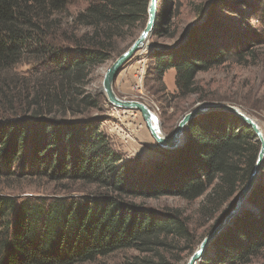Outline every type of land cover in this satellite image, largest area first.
<instances>
[{
  "label": "trees",
  "instance_id": "trees-1",
  "mask_svg": "<svg viewBox=\"0 0 264 264\" xmlns=\"http://www.w3.org/2000/svg\"><path fill=\"white\" fill-rule=\"evenodd\" d=\"M240 2L254 10L250 16L264 31V0ZM156 3L151 37L173 38L174 7L168 0ZM67 4L0 0V177L78 182L93 188L78 199H19L0 191V264H81L122 250L137 254L116 264H182L197 238L189 217L178 208L154 209L136 200L171 196L193 201L205 195L200 212L208 218L226 204L211 231L233 207L260 144L239 119L214 111L192 119L185 144L166 151L150 171L124 161L101 130V118L90 116L92 110L102 111L99 104H107L104 94L85 87L92 69L112 60L119 44L132 43L144 28L149 0H88L71 18V32ZM232 6L229 0H213L205 21L185 41L177 44L184 30L175 43H154L163 48L147 52L161 85L164 74L175 70L177 98L199 93L198 73L232 58L243 61L248 38L264 44V34L224 37L231 32L220 11ZM23 59L39 66L40 79L28 89L25 77L11 75ZM15 101L22 104L21 116L14 111L7 115ZM67 114L81 117L64 118ZM248 206L215 237L197 264H248L261 254L260 179Z\"/></svg>",
  "mask_w": 264,
  "mask_h": 264
},
{
  "label": "rangeland",
  "instance_id": "rangeland-1",
  "mask_svg": "<svg viewBox=\"0 0 264 264\" xmlns=\"http://www.w3.org/2000/svg\"><path fill=\"white\" fill-rule=\"evenodd\" d=\"M168 1L174 7L172 29L176 30L175 35L170 39L150 37V43L158 45L175 43L179 40L182 31L186 30L190 24L199 21L207 9L208 14L213 0ZM229 1L233 3V6L220 11L222 23L226 24V28L231 32V34L225 32V38H235L239 34H246L249 37L255 33L257 35L264 34L259 22L251 18L250 15L254 10L250 6L247 7L246 4L240 2L241 0ZM87 2L88 0H68L67 11L69 16L66 18L68 31L71 32V28H69L71 18L83 10ZM254 13L258 14L256 10ZM155 40L157 42H154ZM252 40V38H248V42L243 47L245 54L243 61L232 58L215 69L198 73L196 82L201 90L197 94L185 98H177L174 95L175 70L173 69L164 74L161 85L156 80L153 71V60L146 51L138 52L121 68L114 82V92L122 99L136 100L146 104L157 115L160 121V130L167 137L174 132L182 116L200 103L234 105L256 119L264 135V44ZM130 44H119V54L115 55L112 60L92 69L91 80L85 87L87 91L95 93L100 90L104 72ZM247 47L251 50L247 51ZM36 64L30 59H23L21 63L15 66L11 75H17L21 79L25 77L24 85L28 89L33 82L40 79L39 66ZM31 75L35 76L30 77ZM12 104L13 108L7 110V115H11L14 111L17 116H21L22 104L19 101L12 102ZM98 108H101L102 111L92 110L90 116L101 118V130L106 135L111 147L124 161L130 160L143 171H150L153 164L159 163L165 158L168 150L157 146L138 110L116 108L108 103L99 104ZM80 117L81 115L73 117L67 114L64 118ZM259 179L264 182V167ZM92 188V186L78 182H50L44 178L0 177V191L17 195L19 199L32 196H44L49 199L53 196H65L66 198L78 199ZM139 201H143L145 205L154 209L162 207L181 209L189 217L191 227L197 236L194 250L202 239L211 232L210 229L215 218L226 207L225 204L218 212H214L212 218H208L200 212L205 205V195L193 201H185L171 196L136 200V202ZM136 254L134 250H122L81 264H116L125 257L130 258ZM191 254L181 263L186 264ZM248 264H264V250Z\"/></svg>",
  "mask_w": 264,
  "mask_h": 264
},
{
  "label": "water",
  "instance_id": "water-1",
  "mask_svg": "<svg viewBox=\"0 0 264 264\" xmlns=\"http://www.w3.org/2000/svg\"><path fill=\"white\" fill-rule=\"evenodd\" d=\"M156 1L157 0H149L147 8V21L144 28L139 32L138 36L132 41L128 48L111 63V65L103 74L100 91L104 94L106 102L116 108L138 110L141 113L146 127L148 128L157 146L168 151L176 150L185 144L187 126L192 119L214 111L226 112L239 119L241 123L252 129L256 140L259 141L260 144L255 164L248 177V180L238 193L233 207H231L228 213L221 219V221L213 227L211 232L202 239L186 262V264H197L199 261L204 259L205 252L210 247V244L215 239V237L222 230H224V228L241 210L249 207L248 197L258 182L264 167V135L260 130L257 120L247 115L240 108L224 103H200L182 116V118L177 123L174 132L167 137L160 130V121L157 115L146 104L136 100L122 99L114 92V82L121 68L138 52H151L153 50L163 48L149 42L156 23ZM207 10L204 12L202 18L199 21L189 25V27L184 31L183 38L178 41L177 44L185 41L188 38L190 31L206 19Z\"/></svg>",
  "mask_w": 264,
  "mask_h": 264
}]
</instances>
